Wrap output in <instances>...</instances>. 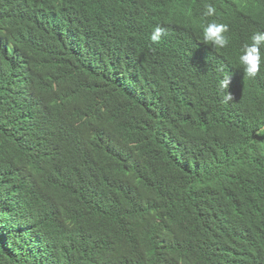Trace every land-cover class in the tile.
<instances>
[{
	"label": "trees",
	"instance_id": "1",
	"mask_svg": "<svg viewBox=\"0 0 264 264\" xmlns=\"http://www.w3.org/2000/svg\"><path fill=\"white\" fill-rule=\"evenodd\" d=\"M255 31L264 0H0V264H264Z\"/></svg>",
	"mask_w": 264,
	"mask_h": 264
},
{
	"label": "clouds",
	"instance_id": "2",
	"mask_svg": "<svg viewBox=\"0 0 264 264\" xmlns=\"http://www.w3.org/2000/svg\"><path fill=\"white\" fill-rule=\"evenodd\" d=\"M216 15L217 10L214 4L205 2L202 15L197 21V27L202 30V38L205 44L211 45L215 50L227 49L230 45L228 25L215 20H208V18ZM165 35H167V29L157 25L151 31L150 40L153 44H156ZM236 59L247 78H256L264 72V31H255L250 37V42L243 44L240 48ZM231 81V75H225L219 82V88L224 90L223 101L225 103L234 99L233 95L228 91Z\"/></svg>",
	"mask_w": 264,
	"mask_h": 264
}]
</instances>
